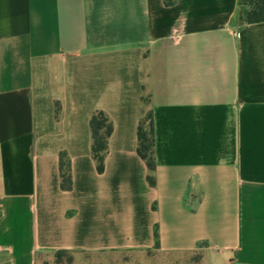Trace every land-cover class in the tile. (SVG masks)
Instances as JSON below:
<instances>
[{"label":"crops","instance_id":"1","mask_svg":"<svg viewBox=\"0 0 264 264\" xmlns=\"http://www.w3.org/2000/svg\"><path fill=\"white\" fill-rule=\"evenodd\" d=\"M148 114L154 186L137 152ZM61 249L264 264V20L240 0H0V264Z\"/></svg>","mask_w":264,"mask_h":264},{"label":"trees","instance_id":"2","mask_svg":"<svg viewBox=\"0 0 264 264\" xmlns=\"http://www.w3.org/2000/svg\"><path fill=\"white\" fill-rule=\"evenodd\" d=\"M167 4H172L174 0H165ZM243 18L248 22L264 20V0H240ZM147 123V125H146ZM92 134V156L97 163V170L104 171V160L108 149V139L112 133L113 126L108 117L101 111L92 114L89 121ZM137 152L145 161L148 168L147 180L151 186L156 184V156H155V136L154 123L151 114L139 123L137 129ZM60 175L61 188L70 190L72 188V175L70 171L69 159L64 153L60 154ZM156 247L159 246V235L155 231ZM66 258V260H64ZM73 254L69 250L61 249L55 253V264H73Z\"/></svg>","mask_w":264,"mask_h":264},{"label":"rangeland","instance_id":"3","mask_svg":"<svg viewBox=\"0 0 264 264\" xmlns=\"http://www.w3.org/2000/svg\"><path fill=\"white\" fill-rule=\"evenodd\" d=\"M244 8L247 7L243 5L241 11H243ZM200 257L199 251L187 253H159L157 251H148L147 253L131 252L123 254L121 257L115 255L112 260L107 259V262L103 264H198ZM64 260H66V258ZM52 264H55L54 260ZM73 264H95V260L82 255H76Z\"/></svg>","mask_w":264,"mask_h":264}]
</instances>
